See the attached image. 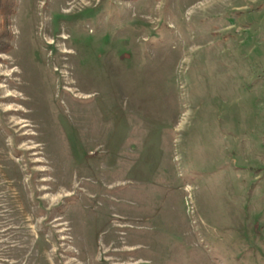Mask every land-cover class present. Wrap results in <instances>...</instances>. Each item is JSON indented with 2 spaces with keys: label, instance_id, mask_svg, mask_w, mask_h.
<instances>
[{
  "label": "rangeland",
  "instance_id": "1",
  "mask_svg": "<svg viewBox=\"0 0 264 264\" xmlns=\"http://www.w3.org/2000/svg\"><path fill=\"white\" fill-rule=\"evenodd\" d=\"M14 1L0 264H264V0Z\"/></svg>",
  "mask_w": 264,
  "mask_h": 264
},
{
  "label": "trees",
  "instance_id": "2",
  "mask_svg": "<svg viewBox=\"0 0 264 264\" xmlns=\"http://www.w3.org/2000/svg\"><path fill=\"white\" fill-rule=\"evenodd\" d=\"M14 3H15L14 0H0V11H1V13H3L4 15L7 16V15H9V13L14 12V9H13ZM2 44H3V48H4V46L6 47L5 50H9V46H7L8 44H7L6 40L4 41L1 38L0 39V45L2 46Z\"/></svg>",
  "mask_w": 264,
  "mask_h": 264
}]
</instances>
